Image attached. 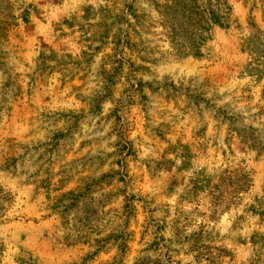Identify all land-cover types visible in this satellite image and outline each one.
I'll return each instance as SVG.
<instances>
[{
    "label": "rangeland",
    "instance_id": "rangeland-1",
    "mask_svg": "<svg viewBox=\"0 0 264 264\" xmlns=\"http://www.w3.org/2000/svg\"><path fill=\"white\" fill-rule=\"evenodd\" d=\"M0 264H264V0H0Z\"/></svg>",
    "mask_w": 264,
    "mask_h": 264
},
{
    "label": "trees",
    "instance_id": "trees-1",
    "mask_svg": "<svg viewBox=\"0 0 264 264\" xmlns=\"http://www.w3.org/2000/svg\"><path fill=\"white\" fill-rule=\"evenodd\" d=\"M7 200L5 194H2V192L0 191V213L4 212L5 210V206H4V202Z\"/></svg>",
    "mask_w": 264,
    "mask_h": 264
}]
</instances>
